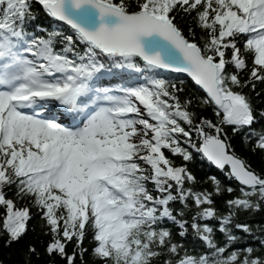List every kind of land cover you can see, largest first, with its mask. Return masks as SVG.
Here are the masks:
<instances>
[{
	"label": "snow or ice",
	"instance_id": "6c2138e0",
	"mask_svg": "<svg viewBox=\"0 0 264 264\" xmlns=\"http://www.w3.org/2000/svg\"><path fill=\"white\" fill-rule=\"evenodd\" d=\"M261 212L264 0H0L15 264H264V224L239 221Z\"/></svg>",
	"mask_w": 264,
	"mask_h": 264
},
{
	"label": "trees",
	"instance_id": "16d2710c",
	"mask_svg": "<svg viewBox=\"0 0 264 264\" xmlns=\"http://www.w3.org/2000/svg\"><path fill=\"white\" fill-rule=\"evenodd\" d=\"M41 19L44 21V23H47V18L45 17H41ZM65 30H67V28L65 27ZM170 79H174V80H183L185 82L186 85V91L185 93H183L181 95V99H183L185 96H202L204 95L202 93V91L196 87L191 81L187 80V79H182L181 77L178 76H174V75H169ZM200 112V114L205 115V116H211V111L208 108H204L203 110H198ZM232 145L235 147L236 151L242 155L247 157L250 160H255L257 159L256 157L251 156L248 152L246 147L242 146V142L239 138L233 139L231 141ZM177 163H179V160H177ZM190 167H192L193 171L195 172V174L197 175L198 179H204L207 176H211V175H215L217 176L219 179H221L222 182H224L225 184L230 183L228 181L225 180V177L223 175V173L213 167L208 161L200 159L199 157L197 158V162L194 165H190ZM198 188H207L209 187L208 184H201L197 186ZM217 203L220 204L222 202V197H217ZM239 221L240 222H249L253 225L256 224H264V212L261 213H257L255 215H245L242 214L239 217ZM35 223V221H31L30 222V226L31 224ZM210 223L214 224L215 221H210ZM251 243V241H249ZM87 243V241H86ZM71 250V249H69ZM19 259L18 255H17V249L13 248V249H6L3 247L2 243H0V260H2L4 262V264H15V262Z\"/></svg>",
	"mask_w": 264,
	"mask_h": 264
},
{
	"label": "water",
	"instance_id": "95a60500",
	"mask_svg": "<svg viewBox=\"0 0 264 264\" xmlns=\"http://www.w3.org/2000/svg\"><path fill=\"white\" fill-rule=\"evenodd\" d=\"M173 74H175V75H179V76H181V77H183V78H186V79H188V80H190L191 81V78L190 77H188L185 73H173ZM193 84H194V82L193 81H191ZM195 85V84H194ZM198 87V86H197ZM201 90V89H200ZM202 91V90H201ZM214 166V165H213ZM215 167V166H214Z\"/></svg>",
	"mask_w": 264,
	"mask_h": 264
}]
</instances>
